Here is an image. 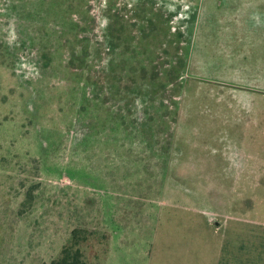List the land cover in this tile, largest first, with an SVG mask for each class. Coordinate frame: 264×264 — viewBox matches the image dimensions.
Returning <instances> with one entry per match:
<instances>
[{
  "label": "rangeland",
  "instance_id": "1",
  "mask_svg": "<svg viewBox=\"0 0 264 264\" xmlns=\"http://www.w3.org/2000/svg\"><path fill=\"white\" fill-rule=\"evenodd\" d=\"M195 207L231 239L264 211V0H0V264H100L104 214Z\"/></svg>",
  "mask_w": 264,
  "mask_h": 264
},
{
  "label": "crops",
  "instance_id": "2",
  "mask_svg": "<svg viewBox=\"0 0 264 264\" xmlns=\"http://www.w3.org/2000/svg\"><path fill=\"white\" fill-rule=\"evenodd\" d=\"M189 210L195 215L189 216L190 220L176 212L166 215L162 225L165 227L144 225L132 220L131 213L119 215L120 218L127 216L126 221L118 220L116 215L108 218L104 214L99 225L101 232L106 234V248L100 264H264V222L260 221L264 220V211H250L249 214H254L256 219L243 220L246 224L241 235L235 229L237 237L231 239L233 232L228 226L229 217L222 218L226 215L211 211L214 209L205 211L202 207H195ZM152 211L155 212L152 208L143 212L146 222L158 217L159 213L154 215ZM170 219L178 220V225L165 223ZM176 234L177 242H173L171 236ZM226 234L229 239L225 238ZM201 235H209L207 239L211 241L213 236L215 244L204 249ZM235 241L238 242L237 249ZM176 245L177 249L169 247ZM158 248L163 250L161 255H156Z\"/></svg>",
  "mask_w": 264,
  "mask_h": 264
},
{
  "label": "trees",
  "instance_id": "3",
  "mask_svg": "<svg viewBox=\"0 0 264 264\" xmlns=\"http://www.w3.org/2000/svg\"><path fill=\"white\" fill-rule=\"evenodd\" d=\"M81 43L82 42H80L77 46L81 45ZM87 45H88L87 43L82 44L79 50L80 52L78 53L72 51L73 54L72 60H74L76 56H81V53L86 55L88 50ZM83 83L84 85H86L87 81H83ZM97 107L98 109H100L98 102H97ZM115 110L116 112L114 111V115L109 114V117H111L114 123V130L122 131L123 138L124 137L130 138V140H132L134 143L139 142L140 144H144L146 142L145 146H147L150 142L143 141L141 140V138H139V137L143 138V136L145 135L142 132L140 133L141 127L138 125L139 121L137 116L135 117L133 106L129 104V102H124L123 104L118 105ZM144 117L145 118L148 117V114L146 113ZM136 139H138V141ZM76 232L77 230H74L72 233L75 234ZM71 247L72 244L69 247L67 246V244H65L64 247H62V249L60 250L59 256L57 258L51 259L49 264H83V262L78 257L77 251L73 253L71 251L72 249Z\"/></svg>",
  "mask_w": 264,
  "mask_h": 264
},
{
  "label": "flooded vegetation",
  "instance_id": "4",
  "mask_svg": "<svg viewBox=\"0 0 264 264\" xmlns=\"http://www.w3.org/2000/svg\"><path fill=\"white\" fill-rule=\"evenodd\" d=\"M194 16H195V14H193ZM194 18V17H193ZM186 72V71H185ZM185 72L183 73V71H182V73L183 74H185ZM258 79H262V78H260V77H258ZM233 82V81H232ZM184 83H185V81H184ZM223 136V135H222ZM229 162V167L232 169V170H235V171H239L240 169H242L243 168V164H241V163H233V161H228Z\"/></svg>",
  "mask_w": 264,
  "mask_h": 264
}]
</instances>
